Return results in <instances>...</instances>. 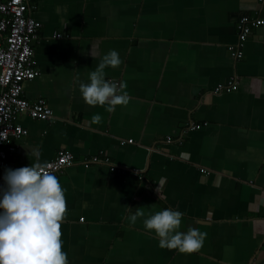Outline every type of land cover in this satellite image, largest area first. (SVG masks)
<instances>
[{"label":"crops","instance_id":"0c3cea01","mask_svg":"<svg viewBox=\"0 0 264 264\" xmlns=\"http://www.w3.org/2000/svg\"><path fill=\"white\" fill-rule=\"evenodd\" d=\"M27 1L40 24L39 75L22 83L23 97L43 99L53 118L18 117L27 135L10 141L8 169L49 162L61 149L75 157L55 175L66 190L70 264H264V24L251 30L241 60L228 49L241 17L264 21V3ZM110 50L123 63L107 67L106 79L125 82L131 97L114 113L79 91ZM229 79L236 91L212 93ZM93 157L100 161L84 168ZM126 206L145 216L131 224ZM164 209L184 213L180 231L207 233L199 251L158 246L143 219Z\"/></svg>","mask_w":264,"mask_h":264},{"label":"clouds","instance_id":"9594fccd","mask_svg":"<svg viewBox=\"0 0 264 264\" xmlns=\"http://www.w3.org/2000/svg\"><path fill=\"white\" fill-rule=\"evenodd\" d=\"M91 55L96 58L93 52ZM122 63L119 53L110 50L89 73L90 82H80L79 91L87 105L106 106L107 112L114 113L117 106L129 104L125 82L106 79L105 69ZM92 119L99 123L102 117L97 114ZM48 167L37 157L31 166L5 172L6 187L0 189V264H70L62 240L66 190ZM126 207V219L133 225L145 216L141 208L133 214L132 207ZM183 216L179 210L164 209L148 215L143 225L148 233H155L160 248L195 253L202 248L207 233L193 227L180 231Z\"/></svg>","mask_w":264,"mask_h":264},{"label":"built area","instance_id":"2783aa9c","mask_svg":"<svg viewBox=\"0 0 264 264\" xmlns=\"http://www.w3.org/2000/svg\"><path fill=\"white\" fill-rule=\"evenodd\" d=\"M258 2L263 4L264 0ZM263 24L264 21L260 18L241 17L237 21V42L235 46L228 48L233 60L239 61L243 58L244 45L251 30ZM39 28L40 24L29 16L27 0L0 1V189L6 187L3 178L9 167L8 155L15 151L10 141H17L27 135V130L18 123V117L27 115L32 120L40 121L53 118L52 110L43 99L29 102L23 97L22 83L32 81L39 75L33 49ZM237 88V81L229 79L226 84L215 87L212 93L220 95L236 91ZM206 125L191 124L188 130L196 131ZM166 141L170 142V138L167 137ZM127 143L131 144L132 140ZM99 161V158L93 157L84 162L83 167L88 168L90 164ZM74 162L73 154L61 149L51 161L47 162L48 170L57 175ZM109 169L111 172H119L112 165ZM201 172L205 171L201 170ZM134 176H137V172H134Z\"/></svg>","mask_w":264,"mask_h":264}]
</instances>
